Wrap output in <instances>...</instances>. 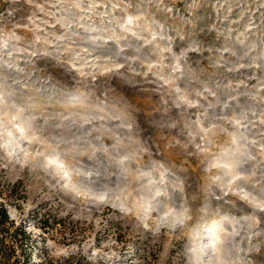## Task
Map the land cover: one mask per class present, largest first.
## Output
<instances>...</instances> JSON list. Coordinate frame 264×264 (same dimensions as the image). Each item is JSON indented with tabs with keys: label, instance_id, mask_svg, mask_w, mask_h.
<instances>
[{
	"label": "rangeland",
	"instance_id": "374dc122",
	"mask_svg": "<svg viewBox=\"0 0 264 264\" xmlns=\"http://www.w3.org/2000/svg\"><path fill=\"white\" fill-rule=\"evenodd\" d=\"M1 2L0 187L37 250L264 264V0Z\"/></svg>",
	"mask_w": 264,
	"mask_h": 264
},
{
	"label": "trees",
	"instance_id": "16d2710c",
	"mask_svg": "<svg viewBox=\"0 0 264 264\" xmlns=\"http://www.w3.org/2000/svg\"><path fill=\"white\" fill-rule=\"evenodd\" d=\"M0 0V8H1ZM22 189L18 183L8 188L0 187V264H107L94 261L82 252L54 258L45 246L37 250V239L28 228L27 221L16 220L10 212L8 201H12ZM18 206V204H17ZM37 226L47 230L49 218L43 215ZM154 254L141 255L140 264H155Z\"/></svg>",
	"mask_w": 264,
	"mask_h": 264
}]
</instances>
